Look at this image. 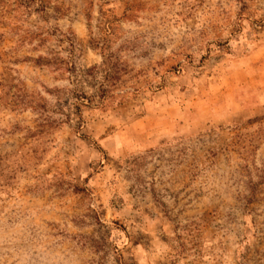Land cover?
<instances>
[{
	"label": "rangeland",
	"instance_id": "374dc122",
	"mask_svg": "<svg viewBox=\"0 0 264 264\" xmlns=\"http://www.w3.org/2000/svg\"><path fill=\"white\" fill-rule=\"evenodd\" d=\"M0 264H264V0H0Z\"/></svg>",
	"mask_w": 264,
	"mask_h": 264
},
{
	"label": "trees",
	"instance_id": "16d2710c",
	"mask_svg": "<svg viewBox=\"0 0 264 264\" xmlns=\"http://www.w3.org/2000/svg\"><path fill=\"white\" fill-rule=\"evenodd\" d=\"M0 37H1V35H0Z\"/></svg>",
	"mask_w": 264,
	"mask_h": 264
}]
</instances>
